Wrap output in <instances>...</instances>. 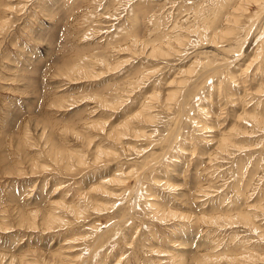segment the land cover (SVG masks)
I'll use <instances>...</instances> for the list:
<instances>
[{
  "label": "rangeland",
  "instance_id": "374dc122",
  "mask_svg": "<svg viewBox=\"0 0 264 264\" xmlns=\"http://www.w3.org/2000/svg\"><path fill=\"white\" fill-rule=\"evenodd\" d=\"M242 2L0 0V264H264V0Z\"/></svg>",
  "mask_w": 264,
  "mask_h": 264
},
{
  "label": "bare ground",
  "instance_id": "6f19581e",
  "mask_svg": "<svg viewBox=\"0 0 264 264\" xmlns=\"http://www.w3.org/2000/svg\"><path fill=\"white\" fill-rule=\"evenodd\" d=\"M244 2H242V3H240V5L235 9V12L236 11H239V12H241L239 9L241 8V7H243V4L245 3V1L246 2H254V3H260V1L261 0H243ZM260 5V4H259ZM263 6V5H262ZM237 13V12H236ZM238 15V14H237ZM260 17V16H259ZM262 19H264V13L262 14ZM234 19V18H233ZM236 19V18H235ZM260 19V18H259ZM237 21V20H236ZM232 23V22H231ZM261 25H262V23H261ZM161 45V44H160ZM160 45H158V46H156V45H152V48H149L150 49V51H149V53L150 54H156V55H164L165 53H164V51H163V49H162V47H163V45H162V47H160ZM250 45V44H249ZM248 45V46H249ZM247 49V48H246ZM145 53V52H144ZM107 64V63H106ZM145 111V110H144ZM254 119V118H253ZM255 120V119H254ZM263 120V119H262ZM258 123H259V120H258ZM260 124V123H259ZM96 125H98V123L96 124ZM100 125V124H99ZM101 126L103 127V125H102V123H101ZM224 139H222L221 141H222V143L223 144H225L226 142H225V140L223 141ZM226 145V144H225ZM224 145V146H225ZM68 159H70V158H73L72 156H69V157H67ZM57 204H59V203H57ZM168 215H172L171 213H169V212H166ZM174 215V214H173ZM236 215V214H235ZM46 217H44V219L46 220L45 222H44V226H47V227H50V228H52V225L56 222V221H60V220H58L57 219V217L56 216H53V214H51L50 213V215H45ZM175 216V215H174ZM203 218V217H202ZM235 218V217H234ZM237 218H241V217H237ZM245 221H247V218L246 217H242ZM241 218V219H242ZM221 219H222V217H221ZM231 219V218H230ZM218 220V217H216V218H214V219H212V221L213 222H216ZM233 220V219H232ZM221 221V220H220ZM234 221V220H233ZM244 221V222H245ZM243 222V223H244ZM228 223V222H227ZM38 227V226H37ZM34 228H36V227H34ZM207 259H209V258H207ZM205 261V260H204Z\"/></svg>",
  "mask_w": 264,
  "mask_h": 264
}]
</instances>
